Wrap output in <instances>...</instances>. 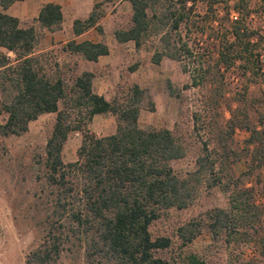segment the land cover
<instances>
[{"label":"trees","instance_id":"obj_1","mask_svg":"<svg viewBox=\"0 0 264 264\" xmlns=\"http://www.w3.org/2000/svg\"><path fill=\"white\" fill-rule=\"evenodd\" d=\"M14 1L0 0V135H21L40 115L56 113L42 159L44 185L38 207L43 210L44 234L25 255V264H54L73 249L81 253L85 264H208L206 258L182 248L169 259L157 255L170 249L172 240L168 236H153L150 231L151 224L164 211L187 208L204 183L209 188L219 186L229 190L230 186L223 185L217 160L211 158L206 144L193 172L175 173L171 162L183 158L186 148L168 128L139 126L145 92L133 84L123 95L107 99L93 90V72L84 70L68 75L57 57L50 58L47 53L35 50L39 41L36 29L21 26L18 18L5 12ZM125 1L131 9L130 23L114 32L116 41H133L140 48L146 38L155 36L158 45L151 62L158 65L168 58L180 62L184 71L189 70L187 66L195 57L182 37L181 28L195 25L197 0ZM212 8L209 4L205 14L211 18L209 24L216 26L217 71L229 70L241 60L246 63V70L253 69V75L264 76L257 33L250 23L254 12H264V0L255 8L251 7V0H234L231 7L234 17L230 9L217 16ZM100 16L94 8L86 19H75L74 35L94 26ZM36 20L41 28L59 29L63 20L60 6L43 5ZM62 49L93 62L109 53L105 43L89 40L72 39ZM194 66L203 68L201 64ZM203 70L192 79L207 82L206 74L212 68ZM222 76L223 73L221 80ZM168 87L174 93L171 85ZM212 87L217 98H211L208 110L218 106V98L225 94L223 84ZM236 102L235 107L228 106L230 117L225 119V126L230 133L235 127L248 129L246 143L254 145L252 151L258 156L256 166L261 168L264 129L250 125L241 99ZM262 106L258 122L263 125ZM97 114L113 115L115 131L107 135L93 133L88 125ZM193 120L197 124L196 114ZM75 131L82 134L76 159L64 162L63 147ZM250 169L254 171L253 167ZM207 174L213 175L211 183ZM233 177L229 178L233 186L228 207H213L206 211L202 221L191 220L179 226L177 236L181 246L192 243L202 226L207 228L212 241L217 242L225 235L229 242L240 228H254L260 221L261 210L254 202L251 188L234 183Z\"/></svg>","mask_w":264,"mask_h":264},{"label":"rangeland","instance_id":"obj_2","mask_svg":"<svg viewBox=\"0 0 264 264\" xmlns=\"http://www.w3.org/2000/svg\"><path fill=\"white\" fill-rule=\"evenodd\" d=\"M116 2L103 0L98 6L104 16L107 12L110 14L106 29L110 32L108 37L112 38L116 29L129 25L131 17L129 4L126 2L116 6ZM233 3L234 0H197L193 18L195 25L189 29L181 28L182 37L193 49L195 57L187 66V71L182 69L180 62L168 58L162 59L158 65L151 62V56L158 45L155 36L146 38L140 48H136L133 41H128L121 56L107 64L94 66L80 56L64 51V43L52 44L50 39L42 41L44 30L37 22L25 20L21 23L23 26L35 25L41 37L36 50L47 53L50 58L57 57L68 75L94 70L98 75L94 80L95 88L106 86L107 99H112L116 94L123 95L129 87L137 84L145 92L139 126L143 129L168 128L186 148L183 158L171 162L175 173L185 175L193 172L197 157L204 153V144L211 158L217 160L219 175L223 185L230 186L229 190L219 186L209 188L204 183L187 208L168 209L151 224L153 236H168L172 240L170 249L157 253L167 259L176 256L182 248L206 258L208 264L264 262V166H256L258 156L252 151L254 145L247 146L246 140L250 135L248 129L235 127L230 133L225 126V119L230 117L228 106L235 107L238 103L236 101L241 99L250 125L264 129V123L262 125L258 122L264 104V76L260 73L253 75V69L246 70V63L241 60H237L229 70L221 68L220 72L217 71L218 46L214 39L216 26L209 24L211 18L205 14L206 7L212 4L217 16L230 9L234 17L231 8ZM259 3L260 0H251V7L255 8ZM250 23L257 33L261 71L264 72V12H254ZM194 64H201L203 68H195ZM210 67L212 70L206 74L207 82L200 83L192 79ZM221 73L224 74L222 80ZM212 79L220 81L216 83ZM222 84L225 88L224 96L218 98V106L208 110L211 98H217L213 95L212 86ZM168 85H171L174 93L170 92ZM194 114L198 116L197 124H194ZM55 117L56 113L42 114L29 123L25 133L6 137L0 135V264H25V255L39 243L44 234L41 224L43 210L38 207L44 185L42 159ZM88 127L97 135H106L115 131L116 120L111 114L97 115ZM81 139L79 131L69 135L62 151L64 162L76 159ZM250 167H253V172ZM230 176H234V183L236 181L239 185L251 188L254 202L261 210L260 221L254 228H240V232L229 242L225 235L217 242L212 241L207 228L202 226L200 234L192 243L181 246L177 236L179 226L191 220L202 221L206 211L213 207H228L233 186V183H229ZM207 178L211 179V183L213 175L207 174ZM80 254L76 249L65 252L54 264H85Z\"/></svg>","mask_w":264,"mask_h":264},{"label":"crops","instance_id":"obj_3","mask_svg":"<svg viewBox=\"0 0 264 264\" xmlns=\"http://www.w3.org/2000/svg\"><path fill=\"white\" fill-rule=\"evenodd\" d=\"M102 1L103 0H16L6 9L5 12L18 18L20 23H22L25 20H32L38 23L36 18L38 17L40 9L42 8L43 5L47 3L58 4L61 8V12L63 15L61 27L57 30H52V31L43 28L44 35L42 41L46 42L47 39H50L52 44L53 43L65 44L66 42L72 39H75L77 42L84 40H89L92 42H103L108 46L109 53L107 55L99 56L98 60L95 62L87 61L88 63L94 64V66H98V65L107 64L111 62L114 58L121 56L123 54V48L126 47L125 44L128 42V41L127 42L116 41L114 37V33L112 34L114 39L111 36L108 37L110 32L108 29H106V24H107V18L110 16V14H108L107 12V14L104 16L103 11L98 9V6ZM125 3H126L125 0H117L115 4L116 6L117 5L122 6ZM94 8L101 15L98 21L96 22V24L90 27L88 30L84 31L83 33L75 36L72 29L73 21L75 19H82V20L86 19L90 15V13L94 10ZM66 18L68 19V21H66ZM33 25L31 24L27 26H33ZM33 27L35 28V25ZM40 39L41 37L39 36V41ZM88 71L93 72L95 75L93 78V90L97 94L104 95L106 97L108 94V88L106 86L102 87L101 89L98 87L95 88L94 80L97 79L98 75L94 70L90 69ZM97 115H102V114H97Z\"/></svg>","mask_w":264,"mask_h":264}]
</instances>
